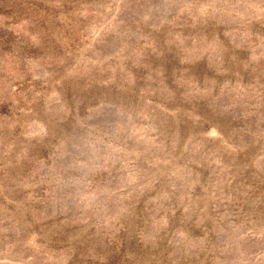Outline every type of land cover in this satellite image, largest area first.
Segmentation results:
<instances>
[{
  "label": "rangeland",
  "instance_id": "rangeland-1",
  "mask_svg": "<svg viewBox=\"0 0 264 264\" xmlns=\"http://www.w3.org/2000/svg\"><path fill=\"white\" fill-rule=\"evenodd\" d=\"M0 264H264V0H0Z\"/></svg>",
  "mask_w": 264,
  "mask_h": 264
}]
</instances>
